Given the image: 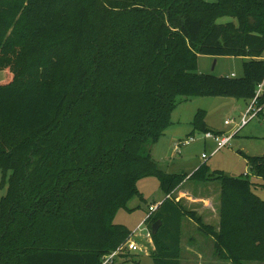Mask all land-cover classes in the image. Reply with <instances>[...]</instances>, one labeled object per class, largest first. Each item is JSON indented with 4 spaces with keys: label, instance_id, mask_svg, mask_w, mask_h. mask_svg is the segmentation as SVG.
<instances>
[{
    "label": "trees",
    "instance_id": "1",
    "mask_svg": "<svg viewBox=\"0 0 264 264\" xmlns=\"http://www.w3.org/2000/svg\"><path fill=\"white\" fill-rule=\"evenodd\" d=\"M200 56L245 59V80L199 73ZM262 56L264 0H0V264H101L130 239L114 219L149 177L167 196L146 220L161 222L155 264H180L185 219L225 261L264 263V200L250 179L264 182V155L246 157L243 177L206 164L190 176L219 182L218 231L173 199L188 175L151 155L182 100L252 99ZM192 126L221 134L204 111Z\"/></svg>",
    "mask_w": 264,
    "mask_h": 264
},
{
    "label": "rangeland",
    "instance_id": "2",
    "mask_svg": "<svg viewBox=\"0 0 264 264\" xmlns=\"http://www.w3.org/2000/svg\"><path fill=\"white\" fill-rule=\"evenodd\" d=\"M246 65L247 61L239 57L214 58L200 56L198 72L222 82H231L237 86L239 84L236 83L245 80ZM5 78V72L0 71V82H3ZM230 92L233 93L219 96L194 97L187 101L182 100L172 113L171 122L173 123L169 127L170 129L168 128L169 130H166V135L161 139L159 144L154 145L152 152L153 158L157 159V157H160L161 159L157 160L162 163H168L165 166L169 168L172 164H175L176 166L191 170V168H195L194 166L206 164L210 168L211 173L218 172V175L223 174L239 178L251 174L246 157H261L264 155V109L262 113L252 117L248 113L251 106V99H243L241 93L236 89ZM241 101H245V104L242 105ZM199 111L205 112V121L211 130L224 134H235L229 146L218 149L214 141L204 139L203 133L196 131L192 134L194 131L192 122ZM246 119L247 123L244 125L243 123ZM226 121L232 123L226 125ZM191 136L195 138V142L181 146V148L175 150L180 140L188 139ZM3 178V172L0 170V184ZM250 179L256 184L254 192L264 200V188L262 186L264 182L254 176H250ZM193 182L195 181L187 180L181 189L174 193L172 197L185 210H195V214L198 215V210L201 207L207 208L208 210L209 206L206 207L204 204H200L196 199L202 196L204 197V195L206 196L210 191L202 190L201 192L205 193L201 196L197 195L195 192L198 189L194 187L195 184ZM210 182H216L219 185V182L216 180ZM138 189L142 196H134L128 203L129 209L118 211L114 219L116 224L124 225L133 232H139L141 229L145 231L148 228V223L145 224V220L148 217L147 212L149 213V206L161 201L165 197V193L160 186V181L157 178L149 177L140 180L138 182ZM4 194L5 190H0V197ZM215 195L208 194L207 197L214 198ZM156 216L155 214L152 220ZM185 221L180 264H198L197 255L188 253L186 249L189 246H193L194 241L198 239L200 233L199 227L195 221L189 219ZM205 237L203 245L208 246L211 238L209 239L208 236ZM154 251L127 252L122 259L117 260L116 264H155ZM219 261L221 262L220 264H228L222 257H219ZM247 264L261 263L248 262Z\"/></svg>",
    "mask_w": 264,
    "mask_h": 264
},
{
    "label": "crops",
    "instance_id": "3",
    "mask_svg": "<svg viewBox=\"0 0 264 264\" xmlns=\"http://www.w3.org/2000/svg\"><path fill=\"white\" fill-rule=\"evenodd\" d=\"M207 126L210 129V127H209L208 124H207ZM166 132L164 133V135H163L162 138L165 137ZM161 139L155 144V146L157 144H159V142L161 141ZM152 152H153V148H152ZM152 152H151V155H152ZM152 158H153V156H152ZM157 159H161V158L160 157H157ZM157 159H154V160L160 164L161 168L166 173H169V174H187L188 175V178H187L188 181H190V179H189L190 176L202 165V164H199L197 166H194L195 168H191V170H187V169H185L184 167H181V166H176L175 164H172L173 167L170 166V168H169L168 166H165L168 163H162V162H160ZM184 183L180 186V188L178 190L181 189V187L184 185ZM193 183L195 184L194 187L198 189V191L195 192L197 195H200V196L203 195L205 192H201L202 190L203 191L209 190L210 193H208V194H210V195L216 194L217 195V196L215 195L214 198L207 197L208 194L206 196L204 195V197H207V198H204L203 196L197 198L196 200L200 204H202V205L204 204L206 207L209 206V209L207 210V208L205 209V208H202V207L200 209V206H199V209H200V210H198L199 211V214L196 215V216L202 220L203 224L212 226V227H214L218 231L219 228H220V207H221V186H220V184L218 185V183H216V182H214V183L213 182H210V183L193 182ZM214 184H216V185L214 186ZM214 189H215V191H214ZM218 189H219V191H218ZM176 192H174V193H176ZM174 193H173V195H174ZM166 199H167V196L165 195V197L161 201L155 202L153 205H150L149 208L151 206H154L155 205V206H157V209H158L160 207V205ZM188 211H190V210H188ZM194 211H191V212H194ZM147 215L148 216L151 215L150 211H149V213L147 212ZM191 221H193V220H191ZM185 223H186V221H184V224ZM145 224H146V220H145ZM184 224H183V236H184ZM204 238H206L205 235L200 231V233L198 235V239H196V241H194V243H193V246H189L188 249H186V251L188 253H192V254L197 255V262H198V264H220L221 262L219 261V256H217V254H216V248H215L214 239L213 238L210 239V237H208L211 240L210 241V244L208 246H204L203 245ZM182 240H183V237H182ZM227 263L228 264H232L231 262H228V261H227ZM261 264H264V263H261Z\"/></svg>",
    "mask_w": 264,
    "mask_h": 264
},
{
    "label": "built area",
    "instance_id": "4",
    "mask_svg": "<svg viewBox=\"0 0 264 264\" xmlns=\"http://www.w3.org/2000/svg\"><path fill=\"white\" fill-rule=\"evenodd\" d=\"M258 60L264 61V56L261 58H258ZM235 76V75H233ZM264 97V79L262 82H260L257 85L255 96L251 99V106L249 108L248 113L252 115V117L258 115L261 111L264 109V104H262V98ZM232 122L226 121V125H230ZM247 123V119L244 120V125ZM235 136V134H216L213 132H208L204 134L205 140H212L216 143V146L218 149L227 147L230 145L231 140ZM195 142L194 137H189L188 139L181 140L178 144V146L175 147V150H178V148H181V146H186L191 143ZM205 157V156H204ZM157 210V206H151L149 208L150 213L152 214ZM150 217V215L147 217V219ZM146 219V220H147ZM143 232H145L143 234ZM153 233L150 228H147L145 231L142 229L139 230V232H133L130 239L122 245L120 248H118L116 251L112 252L111 254H108L103 257L101 264H116L118 259H122L127 252H148L149 250H155L154 240H153Z\"/></svg>",
    "mask_w": 264,
    "mask_h": 264
},
{
    "label": "water",
    "instance_id": "5",
    "mask_svg": "<svg viewBox=\"0 0 264 264\" xmlns=\"http://www.w3.org/2000/svg\"><path fill=\"white\" fill-rule=\"evenodd\" d=\"M216 63V62H215ZM241 104L244 105V101H241ZM161 227V222L158 221L157 223H155L153 226H152V233L153 235H157L158 231H159V228Z\"/></svg>",
    "mask_w": 264,
    "mask_h": 264
}]
</instances>
